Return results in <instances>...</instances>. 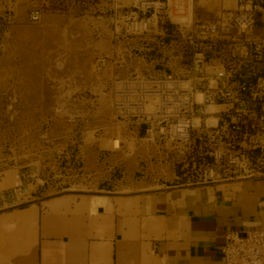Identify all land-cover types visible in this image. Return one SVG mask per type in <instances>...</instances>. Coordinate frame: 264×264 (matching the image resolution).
<instances>
[{
    "label": "rangeland",
    "instance_id": "rangeland-1",
    "mask_svg": "<svg viewBox=\"0 0 264 264\" xmlns=\"http://www.w3.org/2000/svg\"><path fill=\"white\" fill-rule=\"evenodd\" d=\"M236 8L237 0H0V195L20 183L22 204L66 192L109 196L130 179L166 185L177 174L185 186L205 173L219 182L264 173L169 141L150 118L159 97L139 110L141 81L150 88L172 76L188 86L222 64L249 75L240 53L255 50L250 34L208 41L197 28ZM257 19L264 23V11ZM195 54L211 63L198 66Z\"/></svg>",
    "mask_w": 264,
    "mask_h": 264
},
{
    "label": "crops",
    "instance_id": "crops-1",
    "mask_svg": "<svg viewBox=\"0 0 264 264\" xmlns=\"http://www.w3.org/2000/svg\"><path fill=\"white\" fill-rule=\"evenodd\" d=\"M180 180L130 179L109 196L66 192L0 212V264H223L229 232L264 231V175Z\"/></svg>",
    "mask_w": 264,
    "mask_h": 264
},
{
    "label": "built area",
    "instance_id": "built-area-1",
    "mask_svg": "<svg viewBox=\"0 0 264 264\" xmlns=\"http://www.w3.org/2000/svg\"><path fill=\"white\" fill-rule=\"evenodd\" d=\"M263 11L254 0H237V8L219 20L197 21V28L207 36L208 41H214L212 37L229 32H235L243 41L250 34L255 50L249 51L245 47V52L240 53V57L248 59L247 63L250 64L245 65L248 76L238 75L239 70L233 71L222 64L214 73H206L214 79L208 82V77L202 76L197 79L198 82L185 86L169 76L152 82L154 86L150 88L143 81L138 84L142 90V102L139 105L141 113L146 114L145 106L149 97H159L158 110L150 118L157 121L160 133L168 137L169 141L186 146L187 150H199L200 156L210 155L219 166L227 162L233 167H252L264 171V23L258 25L257 19V15ZM31 20L38 22L40 15L32 14ZM141 23L147 30L148 20H142ZM200 56H194V63L198 66L211 63V60ZM198 96H201V100ZM210 107L222 108L214 113V123H209L206 117L209 116L207 112ZM197 120L200 121L198 124ZM213 174L205 173L195 183L185 186L203 187L219 183L220 177ZM20 186L22 184L19 183L17 188L0 195V202L3 201L0 212L36 202L18 204V194L22 190ZM222 262L264 264V231L245 234L229 232L222 248Z\"/></svg>",
    "mask_w": 264,
    "mask_h": 264
},
{
    "label": "bare ground",
    "instance_id": "bare-ground-1",
    "mask_svg": "<svg viewBox=\"0 0 264 264\" xmlns=\"http://www.w3.org/2000/svg\"><path fill=\"white\" fill-rule=\"evenodd\" d=\"M215 112H217V109H215V110H213V112H211V109H208V112H207V114L209 115V123H214L215 122V120H216V118H215V116H214V113ZM198 122V121H197ZM17 179L19 180V176L17 175ZM18 183H19V181H18ZM17 183V184H18ZM16 184V185H17Z\"/></svg>",
    "mask_w": 264,
    "mask_h": 264
}]
</instances>
